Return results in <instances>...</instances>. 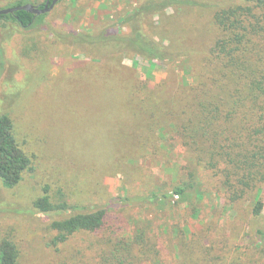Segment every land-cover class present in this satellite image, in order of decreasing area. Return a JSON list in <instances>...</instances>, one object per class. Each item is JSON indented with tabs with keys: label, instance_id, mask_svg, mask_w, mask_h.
<instances>
[{
	"label": "rangeland",
	"instance_id": "374dc122",
	"mask_svg": "<svg viewBox=\"0 0 264 264\" xmlns=\"http://www.w3.org/2000/svg\"><path fill=\"white\" fill-rule=\"evenodd\" d=\"M15 1L0 0V7ZM234 1L60 0L30 27L0 19V116L11 117L34 161L15 187L0 178V244H16V264H96L110 239L126 235L155 244L141 264H191L185 250L195 247L200 258L202 246L218 240V247L229 244V260L237 254L243 263L264 264L257 191L229 199L221 177L158 128L173 105V86L198 83L197 67L216 33L214 13ZM103 30L120 34L127 46L100 49L85 40ZM138 83L146 87L127 95ZM112 89H121L124 104L122 120L111 124L101 98ZM187 182H198L201 193L189 187L183 196H162ZM46 188L75 209L38 210L34 201ZM153 192L160 198L150 199ZM101 207L104 229L54 244V220Z\"/></svg>",
	"mask_w": 264,
	"mask_h": 264
},
{
	"label": "trees",
	"instance_id": "16d2710c",
	"mask_svg": "<svg viewBox=\"0 0 264 264\" xmlns=\"http://www.w3.org/2000/svg\"><path fill=\"white\" fill-rule=\"evenodd\" d=\"M46 1L17 0L12 6L30 2L44 7ZM45 15L18 10L0 15V19L30 27ZM213 18L216 33L202 66L197 67L199 81L173 86V105L158 128L161 137L169 138L173 145L181 140L182 146L195 154L199 166L221 177L229 199L239 200L257 191L253 211L260 215L264 208L261 198L264 183V0H237L222 5ZM139 37L129 43L139 42ZM85 40L100 49L108 44L116 48L127 46L120 34L107 30L96 35L89 32ZM142 47L152 51L149 44H142ZM145 87V84L138 83L136 87L132 84L127 87L126 94H136ZM121 92V89H112L101 98L111 124L113 120H122L124 98L120 96ZM13 126L9 115L0 116V178L9 188L15 187L26 172L34 170L33 158L19 144ZM197 185L198 182L177 184L171 193L162 196H183L189 187L196 188L200 194ZM149 197L154 200L160 198V194L153 192ZM34 205L45 213H63L76 207L66 198L53 199L48 188ZM106 217L107 209L101 207L54 220L52 229L57 233L54 244L64 243L81 231L104 229ZM148 240L143 236L133 241L128 235L112 238L108 241L109 251L98 254L96 264H141L150 257L153 249L157 250ZM195 240L194 235L190 240L193 247ZM218 243L202 246L204 256L200 258L195 256V247L187 249L184 258L191 264H248L243 263L237 254L229 260V244L225 242L218 247ZM187 251L191 254H186ZM212 251L217 255L213 256ZM18 254L12 240L1 242L0 264H16Z\"/></svg>",
	"mask_w": 264,
	"mask_h": 264
},
{
	"label": "water",
	"instance_id": "95a60500",
	"mask_svg": "<svg viewBox=\"0 0 264 264\" xmlns=\"http://www.w3.org/2000/svg\"><path fill=\"white\" fill-rule=\"evenodd\" d=\"M59 1L60 0H47L44 7H40V5L28 2L17 6L0 8V15L14 13L15 11L18 10H26L34 13L35 15L45 14L51 11Z\"/></svg>",
	"mask_w": 264,
	"mask_h": 264
}]
</instances>
